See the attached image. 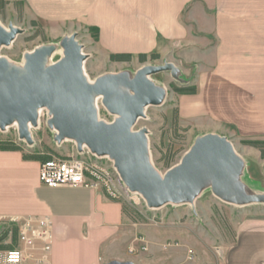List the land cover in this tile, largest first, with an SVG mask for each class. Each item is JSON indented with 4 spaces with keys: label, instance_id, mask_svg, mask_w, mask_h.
<instances>
[{
    "label": "crops",
    "instance_id": "obj_1",
    "mask_svg": "<svg viewBox=\"0 0 264 264\" xmlns=\"http://www.w3.org/2000/svg\"><path fill=\"white\" fill-rule=\"evenodd\" d=\"M21 1L29 16L61 28L64 35L98 29L97 44L110 57L129 53L151 58L156 53L197 62L198 89L180 95L182 117L208 124L202 135L264 142V0ZM243 152L250 182L264 183L261 150L249 145ZM254 152L256 159L247 157ZM39 170L40 162L24 159L21 151L0 150V217L49 215L54 224L51 264H136L121 251L124 245L130 253L134 246L135 253L171 250L170 256H180L163 264L194 261L197 247L198 262L190 264H264V213L243 219L233 242L219 250L208 240L186 235L161 243L156 237L159 244L155 237L143 236L141 242L122 201L105 189L47 187ZM250 182H244L250 190L264 193ZM169 239L179 244L167 247Z\"/></svg>",
    "mask_w": 264,
    "mask_h": 264
},
{
    "label": "water",
    "instance_id": "obj_2",
    "mask_svg": "<svg viewBox=\"0 0 264 264\" xmlns=\"http://www.w3.org/2000/svg\"><path fill=\"white\" fill-rule=\"evenodd\" d=\"M22 30L0 23V48L10 45ZM64 57L48 64L57 46L44 45L26 54L24 67L13 66L0 57V128L18 125L21 139L33 144L30 126H38V109L47 108L49 125L56 140L76 141L78 149L87 146L97 156L114 160L124 184L141 194L149 207L168 203L194 202L211 187L221 200L237 205L264 203V193L253 192L242 180L246 162L233 143L224 136L208 133L198 136L181 162L161 175L151 162L148 129L134 126L151 105H160L166 89L151 76L170 70L173 63L145 65L133 77L109 74L88 80L84 71L83 46L77 34L61 41ZM101 96L106 109L116 115L108 123L99 118L95 97ZM108 264H135L114 260Z\"/></svg>",
    "mask_w": 264,
    "mask_h": 264
},
{
    "label": "rangeland",
    "instance_id": "obj_3",
    "mask_svg": "<svg viewBox=\"0 0 264 264\" xmlns=\"http://www.w3.org/2000/svg\"><path fill=\"white\" fill-rule=\"evenodd\" d=\"M0 23L6 28L14 25L22 30V33L18 34L10 45H3L0 48V57L6 58L11 65L20 68L25 65L27 53L33 52L44 45L57 46L53 55L49 57L48 64L60 60L64 57V49L61 46L62 39L74 33L77 34V40L83 46V53L87 55L84 61V71L91 82H94L98 77L109 74L126 73L133 77L137 70L145 65H164L168 62L175 64L178 68L177 77L170 70L151 76V79L158 86L166 89V97L160 105L147 107L145 116L141 117L134 126V130L148 129L151 162L161 175L179 164L196 138L210 129L208 124L197 120H185L182 117L181 94L176 90L183 86H195L198 89L196 78L199 66L197 62H186L179 55H175L176 61H172L174 59L172 56L158 59L148 58L146 61H141L138 58H132L131 61L127 62L113 61L109 55L99 48L94 31L88 32L81 29L72 34L64 35L61 28L59 29L29 16L21 0H0ZM98 113L99 118L108 123L113 122L117 117L106 109L102 101ZM50 117V111L45 108L39 125L30 126L34 140L33 144H29L26 139L20 138L18 125L13 123L4 130L0 128V145L17 148L26 160L41 162L42 159L53 156H75L88 162L97 163L113 177L114 190L117 191V196L108 194L123 202L128 222L134 224L135 230H138L142 237L144 236L147 239L155 237V244H159L156 237L159 238L161 243L168 238L182 239L186 235L194 240L200 238L208 240L214 248L217 247L216 249L219 250L224 245L233 242L237 226L243 219L264 213V203L248 205L227 203L217 197L211 187L203 190L192 203H168L159 208L149 207L141 194L130 191L123 180L120 179L114 160L110 157L97 156L87 146L80 151L73 139L67 138L62 142H58L56 140V129L48 123ZM228 139L240 155L244 154V147L253 146L252 142H255L252 140ZM262 147L264 146L258 148L261 150ZM254 156L255 152L250 153L247 157L256 159ZM253 169H255L254 165ZM257 172L260 174V169ZM250 174H253L252 169ZM242 180L249 184L251 181L249 173L244 172ZM250 183L258 191L264 192V183L258 185ZM10 239L13 240V243L16 242L17 228L14 225H6V223L0 224V248L7 247V241H10ZM165 242L166 245L171 240ZM150 243L152 244V240ZM121 249L129 258L134 259L136 264H163L161 262L170 263L171 259L174 261V259L180 258V256L176 258L170 256L171 250H164L157 255H151L152 251L142 250L132 254L125 245ZM196 251L198 258L201 254L199 247ZM181 252L184 254V251ZM197 258L185 264L196 263L198 262Z\"/></svg>",
    "mask_w": 264,
    "mask_h": 264
},
{
    "label": "built area",
    "instance_id": "obj_4",
    "mask_svg": "<svg viewBox=\"0 0 264 264\" xmlns=\"http://www.w3.org/2000/svg\"><path fill=\"white\" fill-rule=\"evenodd\" d=\"M39 176L41 183L50 188L68 186L106 189L110 195L117 196L111 174L97 163L79 157L53 156L41 161ZM119 177L122 180L120 174ZM2 223L17 228V239L15 243L10 239L7 247L0 248V264H51L54 224L49 215L1 216ZM136 240L144 242V237L138 236ZM178 244L171 241L166 246ZM142 249L148 248L144 245ZM130 251L135 253L137 250L132 246ZM190 253V257H194L193 251Z\"/></svg>",
    "mask_w": 264,
    "mask_h": 264
},
{
    "label": "trees",
    "instance_id": "obj_5",
    "mask_svg": "<svg viewBox=\"0 0 264 264\" xmlns=\"http://www.w3.org/2000/svg\"><path fill=\"white\" fill-rule=\"evenodd\" d=\"M94 32H95L94 36L98 40L99 30L95 29ZM151 58L152 59H158L159 54L154 53L151 55ZM111 59L113 61L127 62V61L132 60V54H129V53L112 54ZM139 59L141 61H146L148 59V54H141L139 56ZM176 90L180 94H193V93L197 92V88L195 86H183V87L177 88ZM252 145L255 147H261L262 145L264 146V142L255 141V142H252ZM0 150H17V148L5 146V145H0ZM261 152H262V155L264 156V147L261 148ZM44 160H46V159H42V161H44ZM124 208H125V206H124ZM125 210H126V208H125Z\"/></svg>",
    "mask_w": 264,
    "mask_h": 264
},
{
    "label": "bare ground",
    "instance_id": "obj_6",
    "mask_svg": "<svg viewBox=\"0 0 264 264\" xmlns=\"http://www.w3.org/2000/svg\"><path fill=\"white\" fill-rule=\"evenodd\" d=\"M88 80H89V78H88ZM101 101H102V97L101 96H96L95 97V104H96V107L99 110H100V106H101ZM44 111H45V108L44 107H40L38 109V115H39L38 124L40 123V118L42 117Z\"/></svg>",
    "mask_w": 264,
    "mask_h": 264
}]
</instances>
